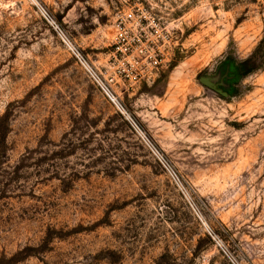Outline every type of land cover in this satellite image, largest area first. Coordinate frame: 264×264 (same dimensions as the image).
<instances>
[{
  "label": "rangeland",
  "instance_id": "374dc122",
  "mask_svg": "<svg viewBox=\"0 0 264 264\" xmlns=\"http://www.w3.org/2000/svg\"><path fill=\"white\" fill-rule=\"evenodd\" d=\"M133 4L174 30L111 84L136 131L40 12L108 80ZM263 39L264 0H0V264H264Z\"/></svg>",
  "mask_w": 264,
  "mask_h": 264
},
{
  "label": "built area",
  "instance_id": "2783aa9c",
  "mask_svg": "<svg viewBox=\"0 0 264 264\" xmlns=\"http://www.w3.org/2000/svg\"><path fill=\"white\" fill-rule=\"evenodd\" d=\"M40 12L55 30L67 50L83 68L87 76L136 131V125L126 116L124 109L113 95L111 84L115 80L131 84L140 83L141 81H153L159 72L169 64L168 54L172 50L174 30L169 25L161 22V18H158L142 5L133 4V6L119 11L112 22L113 38L111 47L113 52L111 54L110 68L113 70V74L107 80L101 78L87 63L75 47L66 39L55 22L44 12ZM149 148L156 154L150 145ZM158 159L169 172L172 179L176 181V175L164 165L160 158ZM217 245L231 263L236 264L221 245L218 243Z\"/></svg>",
  "mask_w": 264,
  "mask_h": 264
},
{
  "label": "trees",
  "instance_id": "16d2710c",
  "mask_svg": "<svg viewBox=\"0 0 264 264\" xmlns=\"http://www.w3.org/2000/svg\"><path fill=\"white\" fill-rule=\"evenodd\" d=\"M264 43V39L261 42V45ZM252 61V58L247 59L243 62V65H248L250 62ZM7 119V116H3L0 119V141L4 140V136H5V128L3 127V123H5V120Z\"/></svg>",
  "mask_w": 264,
  "mask_h": 264
}]
</instances>
